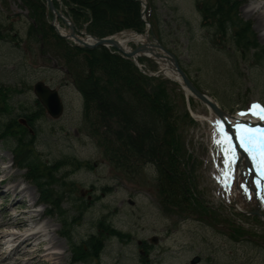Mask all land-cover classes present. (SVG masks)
<instances>
[{
    "label": "rangeland",
    "instance_id": "rangeland-1",
    "mask_svg": "<svg viewBox=\"0 0 264 264\" xmlns=\"http://www.w3.org/2000/svg\"><path fill=\"white\" fill-rule=\"evenodd\" d=\"M196 1L151 0L147 15L154 22H150L152 31L157 36L162 34L165 47L174 51L190 78L217 99L222 110L251 114L253 104L264 106V54L255 58L250 49L244 55L229 34L221 35L213 25L203 23ZM238 1L239 17L251 23L257 41L264 47V11H249V0ZM56 2L72 19L66 0ZM26 8L23 0H0V123L16 124L7 125L11 133H27L32 150L43 162L71 160L55 172L59 182H72V188L53 184L62 193L58 207L43 202L26 168L18 167L13 160L11 147L15 141L11 134L6 139L0 137V154H7L1 157L0 165H10L14 182L34 187L37 201L32 208L43 210V221L55 223L56 236L65 242L55 264H185L194 254L201 257L196 264H264V217L253 215L254 208L264 214V205L258 204L255 197L246 199L247 185L242 179L237 182L240 188L235 187L232 173L237 166L231 156L232 147L211 121L199 116L210 113L207 106L177 81L161 75L167 80L164 89L175 104V112L183 117L178 132L193 155L196 195L205 206L175 212L159 191L160 173L166 169L161 159L121 170L105 157L101 141L107 137L96 124V117L101 118L98 110L86 112L84 96L72 84L71 75L54 67L49 57L44 55L42 60L40 42L29 36L31 21L25 11L30 10ZM48 17L44 9L45 20ZM77 29L87 30L84 24ZM126 43L133 45L132 41ZM46 46L43 52L59 63L53 47ZM141 64L147 75L160 65L149 57ZM40 79L57 87L63 97L65 107L60 116L52 118L35 97L32 85ZM156 135L159 142L162 136ZM226 158L230 167L225 165ZM11 200L0 194V214ZM24 201L20 209L29 208ZM239 224L244 225L242 230L237 229ZM153 235L158 236L155 243L150 240ZM145 239L150 247L143 252L140 242ZM87 240L100 242L101 248L88 261H76L71 242L86 248ZM29 260L27 264H54L39 255ZM10 262L0 256V264Z\"/></svg>",
    "mask_w": 264,
    "mask_h": 264
},
{
    "label": "trees",
    "instance_id": "trees-1",
    "mask_svg": "<svg viewBox=\"0 0 264 264\" xmlns=\"http://www.w3.org/2000/svg\"><path fill=\"white\" fill-rule=\"evenodd\" d=\"M66 2L67 13L76 25L81 27L84 24L90 33L97 36L103 37L125 29L139 32L145 29V22L140 15L142 6L138 0ZM23 3L36 22V26L30 23L29 36L38 42V33L42 34L45 48L46 45L53 47L52 52L68 68L73 83L84 96L85 111L98 110L101 118L96 117L95 121L107 137L101 141V145L110 163L127 170L133 164L137 166L144 161L161 159L166 167L160 173L159 191L164 195L163 200L179 213L191 207H205L196 195L193 155L188 152L182 134L178 132L179 121L183 117L175 112V104L170 102L164 89L167 80L161 74L154 76L143 73L133 60L106 46L90 48L69 43L45 20L43 0H23ZM196 3L203 23L213 25L221 35L229 34L244 55L253 49L255 58L263 57L264 47L257 41L251 23L238 15V0H197ZM147 5L146 16L153 25L151 16L147 15L152 8L151 0H147ZM158 37L163 41L161 33H158ZM138 60L143 62L146 58L139 56ZM152 83L154 86H151ZM117 103L122 105L118 106ZM0 109L3 111V108ZM184 114L189 116L186 111ZM7 125L16 124L0 123V137L6 139L10 134L14 137L11 151L15 163L20 168H26L27 176L36 184L41 200L57 208L62 193L60 189L52 187L53 184L62 189L67 186L71 190L73 183L68 185L63 179L59 182L55 170L71 160H57L53 164L43 162L32 150L27 133H11L12 129ZM158 133L162 136L159 142L155 140ZM78 163L81 164L79 160ZM62 224H66L64 218ZM110 230L112 232L114 229ZM86 242V248L71 242L76 261H88L101 248L100 242Z\"/></svg>",
    "mask_w": 264,
    "mask_h": 264
},
{
    "label": "bare ground",
    "instance_id": "bare-ground-1",
    "mask_svg": "<svg viewBox=\"0 0 264 264\" xmlns=\"http://www.w3.org/2000/svg\"><path fill=\"white\" fill-rule=\"evenodd\" d=\"M249 11H264V0H249ZM56 12H59L58 9ZM262 24L264 28V12L262 18ZM63 32L67 30L60 29ZM264 34V29H263ZM115 38L120 39L123 43L127 40H136L140 38V34H134L132 31L125 32L115 36ZM142 38V37H141ZM143 39V38H142ZM141 53H145L152 58L159 60L161 67L164 69V74L169 78L173 76L172 70L169 69L168 62L157 59L151 51L143 50ZM187 93L188 90L184 89ZM214 112L210 111L208 114H200V118L206 121H211L218 130L223 131V124L218 118L214 116ZM229 117L228 115H226ZM242 119H235L234 117H229L227 120L232 126H234L235 137L238 139V125H243L247 128L257 129L264 128V120L258 118V116L251 114L241 115ZM251 125V126H250ZM217 131V130H216ZM226 137L228 134L225 135ZM240 142V140H239ZM7 154H0V162H2V156ZM240 167L238 169L237 175L245 176L247 165L242 161L239 162ZM251 178V177H249ZM23 182V181H22ZM21 181L14 182V178L11 176L10 165H0V187L2 190L0 194L6 197H12L11 202H9L8 207L2 214H0V228L9 227L10 229H0V256L4 259L10 260V264H27L33 257L39 255L42 258L49 259L52 263H57V258H59L65 248V242L59 241V237L56 236V226L52 220H42V211L33 209L35 202L37 201L36 194L34 192V187L28 184L21 186ZM17 198V199H16ZM25 200L27 201L28 209L24 207ZM16 199V202H14ZM18 208V211L14 213L10 212ZM24 217H23V216ZM20 227L22 230L20 232H14L11 227ZM41 227V228H40ZM6 238V242L1 238ZM43 242V247L40 244ZM7 243V247L4 249V244ZM41 252V253H40ZM26 255L25 259L21 256Z\"/></svg>",
    "mask_w": 264,
    "mask_h": 264
},
{
    "label": "water",
    "instance_id": "water-1",
    "mask_svg": "<svg viewBox=\"0 0 264 264\" xmlns=\"http://www.w3.org/2000/svg\"><path fill=\"white\" fill-rule=\"evenodd\" d=\"M141 2V5L145 8V2L144 0H139ZM144 8L141 11V14L144 13ZM46 9L48 13V9H50L53 13V18L50 23L54 26L55 31L64 37H73L76 41L81 43V45H84L86 47H93L95 45H110L117 50H119L124 56H127L133 60H135V57L138 54L146 55L145 53H141L144 49L147 51H151L152 54L162 61H167L169 66V69L172 70L173 76L170 77L176 81H178L183 88L188 90L191 95H195L199 100H201L203 103L208 105L212 111H216L223 121H225L226 115H229L227 112L225 113L221 108L218 106V103L216 100L211 99L205 92H203L201 89H199L192 79L189 78L185 70L180 66L178 58L176 57L175 53L165 48L158 37H156L153 33H148V29L145 32L139 33L136 32L134 34H140V38L136 40H132L136 42V45L134 48H125L123 46V42L115 38L114 35H108L103 37H98L95 35H91L90 33L83 31L82 33L87 37L93 40V42L87 41L85 39H81L77 32L74 30L75 23L72 19H69L64 13H62L60 10L59 12H56V8L54 7L53 0H46ZM60 17L68 26L69 34H64L58 31L56 25L54 24V18ZM148 27L150 30H152V27L150 26L149 22L147 21ZM143 39H142V38ZM128 41V40H127ZM42 46V44H41ZM54 66H58V63L55 61V59L51 62ZM61 69H64V66H59ZM159 72L164 73V69L160 67L158 71L156 72H149L152 74H159ZM168 77V76H167ZM169 78V77H168ZM34 93L36 97H38L39 101L43 104L44 107H46L48 113L53 117L59 116L63 110L61 97L58 95L57 89L54 87H50L49 85L45 84L43 80H38L34 84ZM226 122V121H225ZM227 128L229 131L232 132L230 126L227 124ZM128 201L132 203L131 199L128 198ZM199 260L198 256H194L190 259L191 263H194Z\"/></svg>",
    "mask_w": 264,
    "mask_h": 264
},
{
    "label": "snow or ice",
    "instance_id": "snow-or-ice-1",
    "mask_svg": "<svg viewBox=\"0 0 264 264\" xmlns=\"http://www.w3.org/2000/svg\"><path fill=\"white\" fill-rule=\"evenodd\" d=\"M253 115L258 116L259 119L264 120V106L260 104H253L250 109ZM243 115V113L241 114ZM239 129L238 139L240 146L249 153L253 160H258V167L261 170V176H264V128H247L243 125L237 126ZM220 143V141H217ZM225 165L230 167V162L226 158ZM259 184V181H257Z\"/></svg>",
    "mask_w": 264,
    "mask_h": 264
},
{
    "label": "flooded vegetation",
    "instance_id": "flooded-vegetation-1",
    "mask_svg": "<svg viewBox=\"0 0 264 264\" xmlns=\"http://www.w3.org/2000/svg\"><path fill=\"white\" fill-rule=\"evenodd\" d=\"M62 100H63V98H62ZM156 241L158 240V236H156ZM140 244H142V247H143V252H146V251H148L149 250V247H150V245L148 244V241L145 239V240H143V241H141L140 242ZM186 264V263H185Z\"/></svg>",
    "mask_w": 264,
    "mask_h": 264
}]
</instances>
